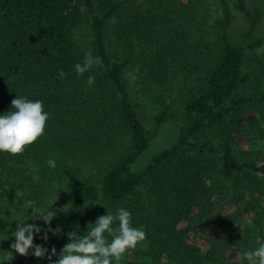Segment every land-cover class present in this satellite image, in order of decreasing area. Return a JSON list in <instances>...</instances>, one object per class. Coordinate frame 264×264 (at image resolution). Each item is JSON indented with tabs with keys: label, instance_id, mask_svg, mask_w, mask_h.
<instances>
[{
	"label": "trees",
	"instance_id": "16d2710c",
	"mask_svg": "<svg viewBox=\"0 0 264 264\" xmlns=\"http://www.w3.org/2000/svg\"><path fill=\"white\" fill-rule=\"evenodd\" d=\"M211 1L221 11L212 25L206 0H0V115L15 110L17 95L43 101L49 114L44 135L22 154L0 152V225L14 231L15 221L30 217L25 201L46 208L56 185L72 190L67 212L34 233L45 257L30 249L8 264H55L70 231L79 226L83 235L120 208L146 233L121 264H241L240 245L220 242L235 229L241 207L264 218L256 210L264 197V34L255 36L263 11L249 9L248 0ZM232 8L249 25L240 44L229 37ZM84 22L88 44L76 36ZM88 51L101 65L77 76L74 66ZM137 64L147 85L162 86L173 72L200 79L182 115L164 110L154 117L155 129L167 119L183 123L177 141L141 173L130 167L151 136L123 77ZM250 133L260 158L238 147L241 134ZM89 165L96 176L85 175ZM214 180L232 192L223 212L216 211ZM49 227L59 232L44 241Z\"/></svg>",
	"mask_w": 264,
	"mask_h": 264
},
{
	"label": "rangeland",
	"instance_id": "374dc122",
	"mask_svg": "<svg viewBox=\"0 0 264 264\" xmlns=\"http://www.w3.org/2000/svg\"><path fill=\"white\" fill-rule=\"evenodd\" d=\"M216 4L214 1L206 0L204 5L205 10L209 14V22L211 25L214 24L215 19L221 16V11ZM247 4L249 9L252 8L253 4L262 8L263 14L258 21L255 31V36H260V34H264V0H248ZM232 13L234 15V21L231 23L228 30L229 37L233 43L240 44L246 41L249 25L245 18L236 12L234 8H232ZM89 34L90 27L87 22H84L77 31L76 36L79 40L88 44ZM110 40H112V38H110ZM113 47L114 46L110 47L108 44L109 52H112ZM139 66V64L134 67L130 66L123 74L124 80L128 86L130 100L135 106L136 112L146 132L151 136L147 148L139 154L136 161L130 167V170L136 173L145 171L153 157L171 147L177 141L180 134L183 123L182 118L167 119L155 129L154 117L164 110L168 112L167 115L170 117L172 115H182L184 102L193 95L196 88L200 85L198 75L178 72L175 74L173 71V73H170L164 85H147L141 80L142 77L140 76ZM262 90L264 92V85ZM254 120L255 118H252V116L247 118L248 123H254ZM128 145L129 144L126 146ZM238 147L240 149L251 150L256 157H261L260 154L256 152L258 146L256 142H254L251 133L249 135L241 134L238 139ZM111 157L115 158L116 154H113ZM96 174V167L92 165L85 167V175H92L94 177ZM212 189L217 197L216 211L223 212L232 201V192L229 186H227V189L222 190L217 180L212 182ZM71 196L72 190L69 184L56 185L54 187L48 207L54 203L50 210H57V216L55 218L64 214L63 211L58 210L62 209L65 205L67 209ZM256 210L261 216H264V197L259 202V207H257ZM235 218V229L224 235L220 243L222 245L228 242L239 244L241 247V264H248L245 253L254 251L260 244L264 243V218L259 220L253 215H245L242 212V207L241 210L235 213ZM25 223H35L40 227L45 224L43 220L33 219H29ZM12 230V228L0 225V258L6 254L7 250H11L10 245L15 242V237L11 235ZM8 263L9 261H4V264Z\"/></svg>",
	"mask_w": 264,
	"mask_h": 264
},
{
	"label": "clouds",
	"instance_id": "9594fccd",
	"mask_svg": "<svg viewBox=\"0 0 264 264\" xmlns=\"http://www.w3.org/2000/svg\"><path fill=\"white\" fill-rule=\"evenodd\" d=\"M100 65L101 58L93 57L91 51H88L83 63L75 64L74 68L77 76H82L94 66ZM65 75L62 70L58 73V77L61 79ZM94 82L95 77L88 76L87 84L91 86ZM11 108L15 110L0 115V152L17 156L44 135L49 114L44 111L43 101H31L27 97L18 95L11 101ZM51 206L48 208L38 207L33 200H27L23 204L24 209H31L30 217L27 220H43L49 226L57 216V210H50ZM58 211L67 212L66 205ZM131 216L132 214L124 208H120L115 214H111L107 210V214L99 216L90 229L87 227V231L83 235L78 234L79 226H77L76 230L67 234L70 242L60 250L55 264H113V262L121 264L122 257L126 252L135 249L137 244L146 238L145 231L131 225ZM27 220L22 222L14 220L16 229L11 232V235L15 237V242L10 245L11 250H7L6 254L0 258V264L13 260L14 253L28 256L30 249L33 250L32 255L39 259L44 258L48 253V249L43 245L34 244V233H40L41 227L35 223H25ZM113 225L116 226L113 227ZM48 232L55 235L59 229L49 227L41 237L42 240H48ZM106 233L112 237L110 241L107 239ZM56 255L57 250L53 247L47 258L51 261L52 257ZM245 257L248 264H264V243L254 251L246 252Z\"/></svg>",
	"mask_w": 264,
	"mask_h": 264
}]
</instances>
